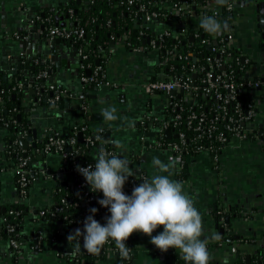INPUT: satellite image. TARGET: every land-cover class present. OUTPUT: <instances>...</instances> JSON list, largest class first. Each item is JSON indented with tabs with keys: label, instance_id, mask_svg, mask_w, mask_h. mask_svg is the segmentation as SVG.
Listing matches in <instances>:
<instances>
[{
	"label": "crops",
	"instance_id": "crops-1",
	"mask_svg": "<svg viewBox=\"0 0 264 264\" xmlns=\"http://www.w3.org/2000/svg\"><path fill=\"white\" fill-rule=\"evenodd\" d=\"M258 1L264 2V0ZM67 2L68 0H0V65L5 68L0 71V80L4 75L8 77L9 81L12 79V68L11 70H7V68L13 66L18 56L21 55L22 67L16 73L21 81L19 83H22L20 102L25 107V112L29 113L28 120L30 122L27 129H35V139L29 141V144L35 141L38 151L33 160L36 162L33 165L38 167V169H34L37 172L36 178L29 184L26 196L19 199L15 167L12 164L7 166L10 162L6 160L3 150H1L4 138L9 134V131L2 125L0 126V223L3 220L2 213L11 203L20 202L25 208L19 228L21 244L16 258H13V249L9 240L1 239L0 264H69V260L73 261L74 258L86 252L82 249L81 240L68 241V235L73 232L67 228L65 223L59 219L43 218L38 214V211L56 202L55 189L58 182H67L73 185V175L63 172L61 168L63 160L59 154L53 153L58 158L57 167L54 170L51 168L49 159L46 158L47 153L43 160L36 159L37 153L43 148V140L47 131L67 134L73 125L81 122H85L96 132L104 130L101 142L116 150L120 156L127 158L133 173L142 172L147 178H151L158 171L153 166V158H159L164 163L177 159L165 147L154 144L155 136L159 131V120L166 118L165 109L171 96L166 97V93L146 94L143 90L144 83L156 78L169 77L161 51L156 48L135 49L130 47L123 37L112 41L108 51L103 52L106 56L103 74L111 85L94 87L89 90V97H84L81 100L79 94L82 81L78 70L81 66L82 56L79 49L60 39H50L40 45L37 41L40 42L41 39L49 37L39 28L33 33L37 41L26 38V47L22 48L20 42L22 40L18 39L24 32L30 35L31 32L28 30L30 26H24L25 30L21 29L23 23L19 24L17 19L20 20L31 15L33 21H36L37 27L41 24L46 27L47 21L43 19L49 17L45 13L47 12L52 13L51 24L55 25L53 15L62 10L68 13L65 9ZM247 3V0H234L231 8L233 17L227 22L228 30L221 35L224 37L227 32L230 33V43L240 48L255 62V65H251L246 74L247 78H251L261 72L262 66L257 62L264 61V50H262L264 23L258 22L256 19L257 12L253 0L249 2V5ZM166 6L169 8V4ZM206 6L210 10L220 11L221 9L214 4L213 0H207ZM41 13H44L45 16L41 17ZM64 20L66 26L76 23L72 11L65 16ZM184 21L191 27L198 26L201 16L198 12L191 11L189 17L175 15L161 22L155 19L146 21L143 18V25L146 28V32L143 33L144 38H152L164 30L175 32ZM29 46H32L30 53L33 57L26 56ZM50 46L55 48V58L46 61L48 69H51V75L48 74L46 79L49 83L65 88L70 92V96L61 98L60 101L49 107L32 105L35 102L32 99L30 83L33 81V76H30V65L43 61L36 56V53L41 49H50ZM57 55L59 58H56ZM26 60L31 63L24 65ZM133 87L141 89L143 93H140V96L144 94L145 98L140 101L135 99L134 103L130 101L128 94L131 93ZM196 101L197 99L187 100L191 104ZM83 104L86 105L85 110L82 108ZM109 107L116 109L117 107H128V110L123 111L121 116L134 124L131 126L133 132L125 137V141L124 139L122 142L117 141L119 134L113 133V131H118L119 119L105 122L101 115L102 111ZM146 118L151 121L145 126H141ZM258 118L254 129L258 132L257 136L254 139L233 138L221 151L217 162L211 159L209 153L202 151L183 156V160H179L180 162L175 165L173 170L171 178L183 183L184 192L194 200L195 207L202 216V238L208 241V251L212 257L210 262L213 264H225V261L227 264H234L238 257H242V254L246 257L256 247H262L264 257V247L261 243L264 236V201L262 197L258 196V194L264 195V136L258 138L259 133L264 131V117ZM155 120L158 122L153 123ZM106 127L110 129L113 146L104 142ZM19 152H23V150L20 148ZM138 170L139 172H137ZM43 171L54 173L55 179L46 178ZM50 180L54 181V186L45 183ZM233 209H237L235 217L232 215L235 213ZM215 214H220V218H223L225 214L230 216L231 225L229 227L220 223L225 230L223 234L219 232L220 225ZM162 231L163 227L161 226L153 235ZM23 235H27V239L22 238ZM216 235H219L220 239H215ZM224 237H232V240H224ZM241 237L250 241L244 248H242V243L237 240ZM237 243L239 245L233 252L231 248ZM171 250L175 251V249ZM132 251L135 254L133 256L130 254L124 262L120 259L121 256L105 252L103 245L100 252L94 254L93 261L86 264H128L130 262L131 264H169L171 257H175L173 252L163 254L150 243V237L142 233H136ZM175 259L182 263L180 257L176 256Z\"/></svg>",
	"mask_w": 264,
	"mask_h": 264
},
{
	"label": "trees",
	"instance_id": "trees-1",
	"mask_svg": "<svg viewBox=\"0 0 264 264\" xmlns=\"http://www.w3.org/2000/svg\"><path fill=\"white\" fill-rule=\"evenodd\" d=\"M120 1L127 2V0H68L65 4V9L68 11L72 9L73 17L76 18V25L83 26L85 28V40L84 41H71L64 40L71 43L77 49H81L82 53L86 56L81 60V63L84 67L93 69L96 66L95 61L98 60V65L105 68L106 56L102 55L101 52H107L109 45L112 41L118 40L123 37L124 41L129 44L130 47H136L143 45V33L146 32V28L143 25V18L145 11H158L160 14H165L166 16L158 15L156 18L158 22L164 21L165 19L172 18L174 13H170L169 8L166 4L173 2V0H133V3L127 9L125 3L120 4ZM172 4V3H171ZM190 8L194 9L193 11L200 13V5L206 4V0H196L195 4L190 3ZM73 10H75L73 12ZM46 15L50 17V22H46V26L51 24V14L45 12ZM221 18L220 21L229 22L232 19V10L228 9L226 6L221 7L220 9ZM212 16V15H208ZM182 25L178 26L175 32H171L168 36H165L162 41L161 52L163 54V59H165L166 67L168 68L169 77H174L177 75H185L188 71H191L192 67H202L199 71H191V78L193 83L202 87L204 85L203 78L205 77L206 70L209 69V64L206 61V58L211 56L215 60H220L222 65L215 67V61H212L211 65L213 67V74L216 76L222 70H226L227 76L221 77L219 81V87L222 89L223 84L228 81H234L237 84L241 83L242 80L246 77L244 82L248 81H262V86L264 89V67L263 75H255L251 78H247V71L254 61L244 54L243 51L236 47L234 44H231V47L225 51V54H220L218 48L220 45L227 43L225 37L220 35H209L206 33L200 25L191 27L185 24V21L181 23ZM185 31L187 38H184L180 32ZM189 37H192V40H188ZM86 41V42H85ZM174 45H177V51H173L172 48ZM215 48V50H213ZM166 52V54H165ZM167 55H171V59H166ZM182 58H180V56ZM185 56V58H184ZM248 57V61H244V58ZM33 68L30 70V76H33V81L30 83L32 87V99L34 104L32 105H41L42 107L52 106L51 103L47 100L50 97V91L46 88L49 84L47 79H36V75L43 71L48 70L47 62H35L32 64ZM86 68L79 67L78 74H85ZM86 75V74H85ZM12 79L3 81L0 80V123L2 121L8 122L7 130L9 134L4 138L3 153L6 156V160L12 164L14 167L18 164L19 158L24 157V152H19L21 148L17 142L18 134L14 128L22 129L25 132L28 128V112H25V107L21 105V89L17 87L18 83L21 82L18 80L16 74H14ZM100 80L101 76H97ZM27 85V83H25ZM95 87L94 81H89L82 83L81 93L84 94V97H89V90ZM201 91V89H200ZM224 91V89H223ZM264 93H262L263 95ZM171 103L166 110V118L173 116L177 112H181L185 115L189 111H204L209 117L212 116L213 110L210 109L211 106H215V103L211 97L207 99L202 98L198 95V100L196 103H188L185 99V93H178L173 95ZM251 102V96H248L246 93H243L242 90L237 92L236 100L231 103V108L227 109V113H234V106L236 103L240 104L242 109H245L247 104ZM20 114V120L17 119V114ZM227 119H222L218 122L219 130H224V124ZM183 120L178 129H183L186 131V138L188 139L187 145L193 146L195 141L193 139V131L186 129L183 126ZM89 130L85 134L95 133V130H92L88 127ZM175 130H178L174 128ZM255 130H252L248 134V139H254ZM226 133V131H224ZM258 133V132H257ZM69 133H63L61 136L67 139L70 136ZM226 136L229 138L230 135L226 133ZM260 136V133L259 135ZM47 135H45V139ZM161 141L168 140L163 136L160 137ZM43 140V145L45 142ZM172 139V137H171ZM217 147L220 148V143H214ZM108 146L104 145L101 141H98L94 147L86 148L83 140H76V149L72 152L74 161L84 162L89 161L95 163L98 152L101 148H107ZM22 149V148H21ZM2 150V149H1ZM23 150V149H22ZM220 150V149H219ZM115 154L119 155L116 150ZM28 152V157L31 158L27 161V169L34 171L38 169L36 165L32 164V161L35 159V154ZM221 152V151H220ZM2 153V151H1ZM44 155L46 153H43ZM74 161H70L72 165ZM17 178V174L15 175ZM134 186V185H133ZM85 189L84 187H76L75 185H68L67 187L57 186L55 191L56 204H61L63 210L61 212V219L63 216L67 215L69 217H80L82 215L88 216L90 214L89 209L95 207L98 209L95 219L101 224H104L105 217L110 215L108 210L102 207L98 200L103 198L102 192H93L89 190L90 193H93L97 196V201L90 203L87 207L83 200L79 199L76 195V191L79 189ZM21 197V196H20ZM24 197V196H23ZM22 197V198H23ZM77 202V204H76ZM24 206L20 202H14L7 206L5 211L2 213L4 220L0 223V240L1 239H11L14 238L20 240L19 228L22 222V216L24 214ZM9 210H14L18 212L17 214H9ZM237 209H233V212L237 214ZM217 219L220 217V214L216 216ZM46 218V217H44ZM220 225V222H219ZM8 226H13V231H7ZM84 227V226H83ZM83 227H76L77 229L83 230ZM72 229V228H71ZM70 229V230H71ZM136 233L131 235L126 244L128 247L132 248L134 237ZM239 242H250L244 237L237 239ZM111 245L116 247L114 241L110 240ZM254 242V241H253ZM257 250V251H254ZM251 253H249L248 259L242 254V257H238L234 264H264V257L262 252V247H256ZM18 251L13 250V258H16ZM93 256L88 257L86 262L90 263L93 261ZM69 264H76L74 261L69 260ZM209 264H213L209 262Z\"/></svg>",
	"mask_w": 264,
	"mask_h": 264
},
{
	"label": "built area",
	"instance_id": "built-area-1",
	"mask_svg": "<svg viewBox=\"0 0 264 264\" xmlns=\"http://www.w3.org/2000/svg\"><path fill=\"white\" fill-rule=\"evenodd\" d=\"M196 0H173V2L168 3L169 4V11L170 13H174V15L189 17L191 16V11H193L192 8H190V3L195 4ZM231 7H227L228 9H231L233 7L234 0H229ZM125 3L127 5V9H129V6L133 3V0H127V2L120 1V4ZM207 0L206 4L200 5L201 12L198 13L201 17L205 15H215L218 20L221 18V13L218 10H210L207 8ZM72 9L68 10V13H70ZM144 15V19L146 21H150L152 18H156L158 15H162L163 17L166 16L165 14H160L158 11H148L146 10ZM43 20L50 22L49 17H45ZM44 32L50 39H60V40H71V41H84L85 40V28L83 26L78 25H70V26H56L52 24H48ZM170 34L169 30H164L163 32L154 35L152 38H148L147 41L143 43L141 46L134 47L135 49H151L156 48L159 51H161L162 44L161 41L165 36H168ZM180 34L183 35L184 38H187L186 32L182 31ZM227 38H225L226 42L225 44L220 45L218 48L220 54H225V51L231 47L230 40H231V34L227 32L225 34ZM145 40V38H143ZM86 42V41H85ZM133 48V49H134ZM173 51H177V45H174L172 48ZM215 50V48H213ZM82 56V59H84L86 56L82 53V50H79ZM102 55L105 56V53L101 52ZM166 54V52H165ZM180 58H182L181 55H179ZM185 58V56H184ZM81 59V60H82ZM166 59H171V55H167ZM249 58H244V61H248ZM206 61L210 63L209 69L205 72V77L203 78L204 85L202 87H199L195 83H193L191 76V71H199L202 69V67H192L191 71H188L185 75H177L172 76L168 78H156L152 79L146 83L143 84V90L146 94H152V93H169L172 91L179 90V92L185 93V99L187 100H198V95H200L202 98L207 99L208 97H211L215 103V106H211L210 109L213 110L212 116L209 117L206 112L204 111H189L185 115H183L181 112L175 113L173 116L161 119L159 121V135L160 137L163 136V131L169 130L171 131V135L176 134V137L169 138L165 141H158L157 144L159 146L165 147V149L169 150L171 153L174 154V156L182 161L183 156L187 154H193L197 152L205 151L209 153L211 156V159L214 162H217L219 154L222 151L233 138L237 139H247L248 134L256 128L257 125V119L258 118V109L261 105V100L264 98V89L262 86V81H248L244 82L246 80V77L242 80L241 83L237 84L234 81H228L223 84V88L221 89L219 87V81L221 80V77L227 76L226 70H222L219 74L214 76L213 74V67L211 65L212 61H215L214 66L219 67L222 65V62L220 60H215L211 56L206 58ZM257 63H260L262 66L261 72L258 73L260 76L263 75V67H264V61H258ZM251 65H255V62ZM81 68H86L81 63ZM89 65L87 66L86 70ZM47 71L43 70L39 72L36 75V79H46L47 78ZM97 76H101V79L99 80ZM103 74V68L100 65L94 66L93 70L90 69L89 75H81V81L82 83L94 81L95 87L106 85L109 86L111 83L104 77ZM22 83H19L17 85L18 88H21ZM50 91V97L47 99L51 105L56 104L58 101L61 100L63 97L70 96V92H68L65 88L49 83L46 87ZM201 89V91H200ZM224 89V91H223ZM239 90H242L243 93H246L248 96H251V102L247 104L245 109H242L240 107L239 103H236L234 106V113L228 114L227 109L229 107L231 108V103L236 100L237 92ZM79 98L81 100L84 99V94L80 93ZM83 110L86 109V105H82ZM222 119H227L226 123L223 125L224 130L221 131L218 128V122ZM183 120V126H185L186 129L193 131V139L195 141V144L193 146L187 145V138H186V131L183 129H178L181 121ZM1 125L4 128H7L8 122L1 120ZM174 128L178 129L175 130ZM89 130L88 125L85 122L77 123L73 125L70 129V136L65 139V137L61 136V134H58L56 132L47 131L46 135L47 138L45 139L44 145H43V152L44 153H57L61 156L63 160V166L61 167L63 169V172H67L68 174L73 175V185L76 187H84L86 186V190L81 188L76 191V195L79 199L83 200V203L88 207L90 203H94L97 201V196L93 193H90V186L86 183L84 177L77 171V166L81 167H87L88 165H95L93 162L84 161L78 162L74 161L73 159V153L76 149V140L78 139V134H82V140L84 141L86 148H92L94 145L101 141L102 134L104 130H98L95 133L91 134H85ZM227 134L230 135L228 138L226 136ZM26 132V131H25ZM257 132H254L255 137L257 136ZM259 138V137H258ZM219 142L220 148L217 147L214 143ZM220 149V150H219ZM105 151L108 153H114L115 151L110 148H104ZM24 152V150H23ZM29 160L28 156L20 157L18 164L15 166V172L17 174L16 178V187H17V195L18 198H22L23 196H26L29 184L36 178L37 172L34 170L27 169V161ZM70 161H74V163L71 165ZM180 168V166H179ZM43 174L48 179H55V174L50 172L43 171ZM147 176L139 172L137 174L133 173L132 177H129L128 182L126 183L124 187V191L126 194H131V191L133 189V185H138L143 179H146ZM69 185H72L71 183ZM21 196V197H20ZM17 198V200H18ZM77 204V202H76ZM63 210V206L61 204H52L49 207H45L44 209H41L38 211V214L41 217H46L47 219H59L63 223L67 225L68 229H71L73 227H83L84 220L87 216L82 215L80 217H69L67 215L63 216L62 219L60 218L61 212ZM18 212L14 210H9V214H17ZM4 220V218H3ZM106 221L104 220L103 223ZM7 231H13V226H8ZM9 243L12 247V249H16L19 251L20 242L14 238L8 239ZM82 240L81 238H77V241ZM239 245V243L233 245L231 250L234 252L236 251V246ZM105 252L108 254H115L118 256H121L119 254V250L117 247H113L111 245L110 240L107 241L104 244ZM132 252V248L130 251V254ZM129 254V255H130ZM94 254L89 253L88 251L84 252L82 255L77 256L73 259V261L76 264H86V260L88 257H92ZM128 258V257H126Z\"/></svg>",
	"mask_w": 264,
	"mask_h": 264
},
{
	"label": "clouds",
	"instance_id": "clouds-1",
	"mask_svg": "<svg viewBox=\"0 0 264 264\" xmlns=\"http://www.w3.org/2000/svg\"><path fill=\"white\" fill-rule=\"evenodd\" d=\"M213 2L218 7H231L229 0ZM200 27L209 35H220L228 30L227 21L222 22L215 15L201 17ZM116 113L115 107H109L101 115L105 122H112L119 119ZM133 124L129 122L130 127ZM95 161L94 167L78 165L77 171L91 191L103 193L98 203L110 215L101 224L94 218L98 209H89L83 230L78 228L70 233L68 241L81 238L86 251L98 254L102 246L112 240L119 254L128 257L131 248L126 241L134 233H142L150 237V243L161 252L178 249L185 264H209L212 257L207 239L202 238V216L194 200L184 192L183 183L171 178L179 159L164 163L153 158L157 173L134 185L130 195L124 191L129 177L133 176L127 158L101 148ZM161 226L163 231L153 235ZM215 239H220L219 235Z\"/></svg>",
	"mask_w": 264,
	"mask_h": 264
},
{
	"label": "water",
	"instance_id": "water-1",
	"mask_svg": "<svg viewBox=\"0 0 264 264\" xmlns=\"http://www.w3.org/2000/svg\"><path fill=\"white\" fill-rule=\"evenodd\" d=\"M247 1H248L247 4L249 5V2L251 0H247ZM78 2H79V0H78ZM253 3L255 4V8H256V12H257L256 13V19H257V21L258 22H261V23H264V2L263 1H258V0H253ZM192 8H194V7H192ZM67 15H68V13L65 12L64 10H62L59 13H55L53 15L54 24L56 26H61V27L62 26H66L67 24H66V22H65L64 19H65V16H67ZM43 16H45V14L44 13H41V17H43ZM14 21L16 22V19ZM17 22L19 24L23 23V25H21V27H20L21 29L24 28L23 30H25V27L24 26H27V27L30 26V29H28L31 32L30 35H28L27 32H24L23 35L20 37V39H18V40H22V41H20L22 43V48L26 47V44H27L26 38H28L30 40H36L37 39L35 37V35H33L34 31H36L39 28L41 31L44 32V29H45V25L44 24H41L39 27H37V23H36V21L35 22L33 21V17L31 15L30 16L27 15L26 17H24V18H22L20 20L17 19ZM73 25H76V23H73ZM224 37L227 38L226 35H224ZM192 39H193L192 37H189L188 38L189 41L192 40ZM49 40H50V38H48V39L47 38H43V39L40 40V42L37 41V40L36 41H37V43H40V45H41V43H43V42L45 43V41H49ZM147 40L148 39H145V40H143V42H145ZM56 42H59V40H56ZM262 47H263L262 50H264V44H262ZM28 50H29V52H27L28 54L26 53V56L28 55L27 57H33V55H31L32 53H30V52H32L31 51L32 50V46H29L28 47ZM54 50H55L54 46H50V49H44V50L41 49L40 51H37V53H36L37 55L36 56L38 58L42 59L43 60L42 62H46L48 59L51 61V60H54V58H55V55H54L55 52H54ZM56 58H59V56L57 55ZM0 60H1V57H0ZM30 63H29V60H26L24 62V65H29ZM95 64L96 65L98 64V60L95 61ZM21 67H22V63H21V55H20V56H18L16 62L13 63V66L8 67L7 70H11V68H12L11 74L14 75V74H16V73H18L20 71ZM4 69L5 68L4 67H1V65H0V71H2ZM47 73L49 75H51V69H48ZM85 73H86V75H89L90 74V70L87 69L85 71ZM7 78L8 77L6 75H4V76H2L1 79L3 81H5V80H7ZM18 80L20 81V78L19 77H18ZM178 93H180L179 90L172 91V92L167 93L166 94V97H170V96H173V95H177ZM60 108H61V106H60ZM16 116H17V119L19 121L21 119L20 118L21 117L20 114L18 113ZM27 122L29 124L30 121L28 120ZM0 126H1V123H0ZM106 128H107L106 129V132L104 133V142H106L109 145L113 146V144H111L112 137L110 136V129H109V127H106ZM14 130L18 134V137H17L16 140H17L19 146L25 151L24 156H28V152L27 151H30L31 153L36 154V152H38L37 151V144H36V142L34 141V142H31L29 144V141H32V140L35 139V129L34 128H31L30 130L27 129L26 132H23L22 129H18V128L15 127ZM151 134L153 135V133H151ZM171 136L176 137V134L171 135V131H169V130L163 131V137L164 138H170ZM78 140L79 141L82 140V134L81 133L78 134ZM108 140H109V142H108ZM1 149L3 150V147H1ZM43 153H44L43 150L40 149L39 150V153H37V155H36V159L37 160H43L44 159V154ZM186 158L188 159V157H186ZM33 163L35 164L36 162L33 161L32 164ZM47 172H49V171H47ZM137 172H139V170ZM69 184L70 183H67V182H58L57 185H56V187L58 185L61 186V187H67ZM258 196L259 197H262L263 198V201H264V195L258 194ZM215 215L218 216V214H215ZM232 215L234 217L236 216L235 213L232 214ZM217 221H218V223L220 222L221 224H224L226 227H229L231 225L230 216L229 215H226V214H225V216L223 218H220L219 217L217 219ZM215 226L217 227V225H215ZM76 229H77L76 227H73L71 229V232H74ZM224 231L225 230L223 228L222 229H219L220 234H223ZM27 237H28L27 235H23L22 236V238H24V239H27ZM224 240L231 241L232 240V237H224ZM35 242H37V241H35ZM81 243H82V249L85 250L84 247H83V241L82 240H81ZM261 243L263 244V247H264V236L261 239ZM170 252H173L175 254V257H171L172 259L168 263L169 264H180L179 263V260L178 259H175L176 256L180 257L179 250L176 249L175 251H172L170 249V251L168 250L167 252H163V254L164 253L168 254ZM131 254L133 256L135 254V252L132 251ZM248 257H249V255H246V259H248ZM120 259L125 262L127 258L121 256ZM128 264H131V262L128 263ZM182 264H185V261L183 259H182Z\"/></svg>",
	"mask_w": 264,
	"mask_h": 264
},
{
	"label": "rangeland",
	"instance_id": "rangeland-1",
	"mask_svg": "<svg viewBox=\"0 0 264 264\" xmlns=\"http://www.w3.org/2000/svg\"><path fill=\"white\" fill-rule=\"evenodd\" d=\"M140 93H143V91L141 89H139L138 87H133V90H131V93L128 94L130 101H132L134 103L135 99H137V101L144 99L145 95L141 94V96H140ZM127 110H128V107H117V116L119 117V121H118L119 123H117L118 131L117 132L113 131V133L119 134V136L117 134V136H118L117 141H119V142H122L123 139L125 141V137H128L130 135V133L133 132L132 128L129 126V121L122 118V116H121V113L123 111L126 112ZM258 112H259L258 117H264V98L261 100V105L258 109ZM121 135H123V136H121ZM46 158L49 159V163H51V168H52V170H54L57 167V163H58L57 156L53 153H47ZM52 161H53V163H52ZM56 161H57V163H56ZM45 183L54 186L53 180L45 181ZM246 244H247L246 241L243 242L242 248H244L246 246Z\"/></svg>",
	"mask_w": 264,
	"mask_h": 264
},
{
	"label": "flooded vegetation",
	"instance_id": "flooded-vegetation-1",
	"mask_svg": "<svg viewBox=\"0 0 264 264\" xmlns=\"http://www.w3.org/2000/svg\"><path fill=\"white\" fill-rule=\"evenodd\" d=\"M153 49H154V48H153ZM30 68L32 69L33 66L30 65ZM171 99H172V98L169 99V102H168V104H167V107H169V105H170V103H171V101H172ZM167 107H166L165 110H167ZM150 121H151L150 119L146 118V119L143 121V123L141 124V126H145V124H146V123H149ZM159 121H160V120H159ZM157 122H158V121H156V120L153 121V123H157ZM158 124H159V123H158ZM263 136H264V131H262V132L260 133V136H258V137L263 138ZM156 139H157L158 141H161V138H160L159 133H157V135L155 136V140H154V144H156V145L159 146V144H157V142H156V141H157ZM224 226H225V225H224ZM219 227H220V229L224 228V227H222V225H220ZM225 227H226V226H225ZM179 263L182 264L181 261H179Z\"/></svg>",
	"mask_w": 264,
	"mask_h": 264
}]
</instances>
